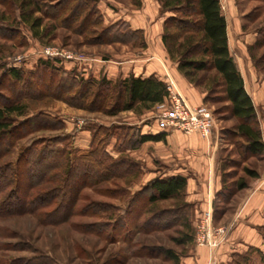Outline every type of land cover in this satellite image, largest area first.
<instances>
[{
	"label": "rangeland",
	"instance_id": "1",
	"mask_svg": "<svg viewBox=\"0 0 264 264\" xmlns=\"http://www.w3.org/2000/svg\"><path fill=\"white\" fill-rule=\"evenodd\" d=\"M21 1L0 0V105H3L4 97L16 102L25 101L29 106L28 117L44 112L60 121L61 126L56 125L54 129L49 124L48 127L52 130L45 129L18 140L11 152L0 158V167L7 163H15L21 148L35 138L49 139L55 135L72 134L73 139L70 141L71 145L67 144L68 147L90 151L93 127L110 128L122 125L138 127L133 124L127 125L135 123L138 119L129 115L127 111L109 115L71 106L67 103L70 94L62 89L58 91L61 74L39 68L38 65L41 60H50L56 67L74 70L78 76L86 79L95 75V65L97 68L102 65L100 61L146 59L154 53L158 55V51H163L170 67L177 68V63L170 60L161 41L163 22L173 14H162L157 0H140L141 5L138 8L133 5L132 0H97V9L102 16L101 26L93 28L97 34L115 23H119V29L124 31L126 24L131 30L143 31L146 48L140 47L137 35L116 32L112 37L115 41L97 42L94 41V36L89 37L91 34L74 33L71 28L61 26L37 13L34 17H41L42 27L47 28L46 37L40 42L32 36L29 28L19 21L18 9ZM45 1L54 4L59 0ZM234 3L235 18L240 23L241 30L236 28L233 31L229 25L230 51L236 61L238 59L237 62L246 64L244 74L246 86L258 105L256 110L261 127V122H264V46L252 51L255 59H259V68L255 67L248 47L257 40L264 43V0H234ZM229 22L231 24V21ZM77 25L78 23H73L72 27ZM139 26L144 30L138 29ZM149 47L152 51L150 56ZM46 49H53L64 57L60 55L50 57L45 54ZM67 55L73 57L72 61L65 58ZM160 57L162 59L161 55ZM69 62L74 63L71 69L65 67ZM9 67L27 71L22 75L21 82L11 81L5 75L4 71ZM97 73L100 75L98 79L105 77L101 76L102 71ZM213 73H199L195 81L201 85H192L205 92L202 105L212 113L215 125L211 136L219 143L217 151L220 153L221 165L226 167L225 180L229 184L244 176L242 171L244 167L257 169L263 166L264 158L247 159L248 156L244 155L241 148L245 142L232 135L237 121L229 116L221 89L215 86L207 92L208 79L214 75ZM116 80L119 78L112 81ZM136 110L141 114L143 108ZM155 110L156 105L152 108L148 124H157L153 118ZM121 133L122 131L118 132ZM128 133L130 137L132 131ZM85 141H88V144L84 143ZM115 144L116 138H112L106 148L112 159H130L138 166L132 167L127 176L112 177L108 181H99L92 186L82 187L76 193L73 213L66 221L50 224L33 214L0 215V264H174L163 256L160 249L170 250L180 258L186 256L196 246L194 237L197 221L205 211L195 216V209L190 208L186 211V218L180 216L171 225L155 228L154 225L159 221H152L153 215L158 211L170 210L178 203L167 200L148 206L142 199L130 205L132 197L147 184L145 181L151 176L146 175L149 171L146 162L137 160L129 151L123 153L115 151ZM90 159L96 164L95 158ZM160 163L157 162L156 167L161 166L158 165ZM94 172H90V176L97 175ZM28 177L21 174L20 184H26ZM11 185L12 181L9 178L0 188V199L9 192ZM58 186V182H46L33 190L32 194L46 193ZM60 199L61 197H58L54 200L53 206L46 211L54 209ZM216 206L218 209L222 207L219 203ZM223 208L225 212L227 207ZM223 212L217 211V221H214L212 212L214 229L226 228L220 225L222 221L220 213ZM168 217L162 218V222L169 221ZM186 235H190L192 242L178 244L176 239L185 238ZM248 252L252 254L254 250L249 249ZM258 255V264H263L259 253ZM250 264L255 262L252 261Z\"/></svg>",
	"mask_w": 264,
	"mask_h": 264
},
{
	"label": "trees",
	"instance_id": "2",
	"mask_svg": "<svg viewBox=\"0 0 264 264\" xmlns=\"http://www.w3.org/2000/svg\"><path fill=\"white\" fill-rule=\"evenodd\" d=\"M132 1L135 7H140V0ZM157 1L160 3L162 14H173L163 22L161 41L170 60L177 63L178 72L195 86L201 85L195 81L199 73L214 72V75L208 79L207 92L215 86L221 89L224 102L227 104V112L237 121L232 135L244 140L241 149L244 155L248 156L247 159L258 157L263 159L264 141L260 120L252 98L245 89L237 61L229 50L227 22L219 0ZM18 10L20 23H24L32 36L40 42L46 37L47 28L42 27L41 17H34L37 13L61 26L71 28L74 33L91 34L89 37L94 36V41L97 42L115 41L112 37L116 32L137 35L140 47L146 48L143 31L131 30L126 24L124 31L119 29V23H115L97 34L94 29L100 27L102 23L97 0H59L54 4L45 0H22ZM73 23L78 25L72 27ZM263 44L257 40L248 47L256 68H259V59H255L252 51L261 48ZM38 67L61 74L58 91L65 90L70 94L67 103L84 110L105 112L109 115L125 111L136 112L139 108L149 110L162 103L167 95L166 83L154 75L145 79L130 75L125 79L112 81L106 77L95 79L89 76L84 79L74 70L56 67L50 60H41ZM4 72L11 81L21 82L22 75L27 71L9 67ZM199 78L201 80V77ZM3 101V105H0V158L10 153L18 140L45 129L52 130L48 127L49 124L51 127L61 126L60 121L44 112L28 117L29 106L25 101L16 102L7 97H4ZM19 118L23 120H18ZM91 130L93 139L90 151L68 147L67 144L73 139L72 134L55 135L49 139L35 138L21 148L15 163L1 166L0 188L9 178L12 185L9 192L0 199V215L33 214L38 215L46 223L64 222L72 215L76 193L82 187L92 186L99 181H108L112 177L127 176L132 171V167L138 166L130 159H112L106 152L112 138H116L115 151L121 153L136 150L148 141L165 142L164 133L142 136L138 127L97 126ZM130 130L132 133L129 137ZM121 131L122 133L118 134ZM92 157L95 158L96 164L91 161ZM221 170L223 187L217 194V203L222 207L218 209L215 203L213 207L215 214L217 211L223 212L225 209L223 207L231 197L248 187L249 180L259 177L257 169L244 167L242 170L244 176L227 184L226 167L221 165ZM93 171L97 175L90 176L89 173ZM21 174L29 176L28 182L24 185L19 182ZM46 182H58L59 186L46 193L32 194L33 190ZM186 187L187 179L182 176L153 179L132 197L129 204L138 203L142 199L148 206L159 201H177L178 204L174 208L158 211L153 215L151 220L159 221L154 225L155 228L160 226L163 228L175 223L180 216H185L186 211L192 208L184 201ZM58 197L61 199L55 208L46 211L53 206L52 202ZM167 216L170 218L169 221L163 223L162 218ZM260 231L264 237V227ZM176 241L178 244H185L192 242V238L186 235L185 238ZM160 251L168 261L174 264L178 262L179 257L172 251L163 249ZM259 254L264 264V254ZM249 255L250 252L246 255L236 254L230 264H248Z\"/></svg>",
	"mask_w": 264,
	"mask_h": 264
},
{
	"label": "crops",
	"instance_id": "3",
	"mask_svg": "<svg viewBox=\"0 0 264 264\" xmlns=\"http://www.w3.org/2000/svg\"><path fill=\"white\" fill-rule=\"evenodd\" d=\"M222 13L227 22L230 50L229 25L232 26L233 31L236 28L241 30V25L235 18L234 0L224 1ZM229 21H231V24ZM137 28L143 29L141 26ZM148 51L150 56L152 54L150 47ZM100 62L102 65H99L98 68L95 65L94 68L95 75L93 77L96 79L100 76L97 73L98 71H102L101 76H105L109 80L125 79L130 75L145 79L154 75L160 81L167 83V77H169L189 106L198 107L204 104L205 92L193 86L178 72L177 68L170 67L171 65L168 59H165L163 51H158V55L154 53L146 59H128L122 62L105 60ZM73 64L69 62L65 67L71 69L74 66ZM237 65L244 80L245 89L248 92L244 77L247 69L246 64L237 62ZM250 97L255 108L258 109L255 99L251 95ZM151 111L152 109H143L141 114L135 111H127L129 115L138 118L135 123H128L127 125L138 126L142 136L165 134V142L148 141L141 144L138 149L129 151L137 160L146 162L149 168L146 175L151 177L146 179L145 183L153 179L171 176L185 177L187 187L184 201L195 209V216H199L198 214L201 212L211 210L214 221H217L218 217H216L213 207L217 203V194L223 187L221 158L220 153L217 151L219 143L212 136L205 139L197 134L184 135L179 131H163L157 124H148L147 121L152 115ZM261 131L264 141V122H261ZM85 137L88 138L87 135ZM84 143L88 144V141ZM157 162H161L158 164L161 166L156 167ZM257 171L259 177L249 180L248 187L236 192L225 204L227 210L220 213L222 217L220 225L226 226L228 229L223 243L217 249L194 246L186 256L180 257L176 264H230L236 254L246 255L249 249L254 250L249 255V264L252 261L258 264V253L264 254V237L260 231L264 227V165L257 168Z\"/></svg>",
	"mask_w": 264,
	"mask_h": 264
},
{
	"label": "built area",
	"instance_id": "4",
	"mask_svg": "<svg viewBox=\"0 0 264 264\" xmlns=\"http://www.w3.org/2000/svg\"><path fill=\"white\" fill-rule=\"evenodd\" d=\"M224 1L219 0L221 10L224 9ZM45 54L54 57L59 56L53 49H46ZM64 57L63 55H60ZM67 60L73 59L71 55L65 57ZM76 60V59H74ZM77 61H83L77 59ZM167 95L162 103L156 105L154 120L163 131H179L183 134H197L208 139L211 136L214 120L211 111L204 105L198 107L189 106L177 91L174 82L167 77ZM196 225L194 243L197 247H207L217 249L225 240L228 229L212 227V212L205 211Z\"/></svg>",
	"mask_w": 264,
	"mask_h": 264
}]
</instances>
